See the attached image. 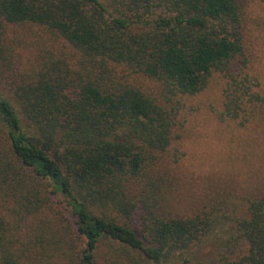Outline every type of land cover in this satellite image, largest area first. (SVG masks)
I'll return each instance as SVG.
<instances>
[{"label":"trees","instance_id":"obj_1","mask_svg":"<svg viewBox=\"0 0 264 264\" xmlns=\"http://www.w3.org/2000/svg\"><path fill=\"white\" fill-rule=\"evenodd\" d=\"M5 23L40 26L64 49L34 48L20 66ZM243 55L238 0H0V264L186 263L216 226L217 264H264V191L227 228L212 213L158 212L146 167L173 121L127 81L156 79L170 98L217 72L219 118L242 124L261 100L235 70ZM53 197L73 221L44 211ZM137 211L140 233L128 224Z\"/></svg>","mask_w":264,"mask_h":264},{"label":"rangeland","instance_id":"obj_2","mask_svg":"<svg viewBox=\"0 0 264 264\" xmlns=\"http://www.w3.org/2000/svg\"><path fill=\"white\" fill-rule=\"evenodd\" d=\"M241 42L244 64H239V75L249 80V88L261 100L245 111L247 119L242 124L237 119L219 118L222 110L224 79L212 72L206 85L193 95L176 94L166 98L158 80L140 73H129L127 81L147 96L156 99L170 110L173 124L170 142L162 151H151L146 173L157 179L160 193L158 212L167 216H195L212 213L227 228L235 216L244 211L246 199L264 191V0H238ZM40 26L5 23L3 39L14 50L21 66L34 60L27 57L39 47L44 51L64 49L60 42L46 39ZM35 53V52H34ZM26 60V61H25ZM21 61V62H20ZM25 61V62H24ZM119 66L117 70L122 71ZM0 89L7 91L6 84ZM148 171V172H147ZM44 211L54 217L63 216L73 221L67 208L51 199L50 208ZM128 223L137 233L140 226L136 218ZM118 223L126 222L110 214ZM46 212L39 213L38 220H46ZM23 225V224H22ZM218 226L213 231V242L204 240L196 248L193 259L178 264H217ZM24 229L14 231L23 237ZM124 256V253H121ZM98 256L104 260V251ZM106 261V259L104 260ZM103 261V264L105 262Z\"/></svg>","mask_w":264,"mask_h":264}]
</instances>
